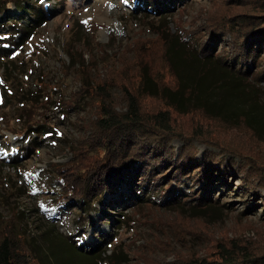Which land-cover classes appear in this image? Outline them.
<instances>
[{
  "label": "rangeland",
  "instance_id": "1",
  "mask_svg": "<svg viewBox=\"0 0 264 264\" xmlns=\"http://www.w3.org/2000/svg\"><path fill=\"white\" fill-rule=\"evenodd\" d=\"M255 18L264 23L263 0H0V224L39 241L38 249L50 247L61 263L169 264L214 260L217 243L264 248V186L248 189L244 161L200 142L192 147L196 184L163 180L143 194L139 172L84 207L60 204L54 187L56 169L70 163L97 118V102L79 94L81 80L95 83L106 65L116 68L110 92L118 111L126 107L123 84L136 87L143 78L154 92L156 77L175 88L180 71L188 85L212 94L213 109L236 111L238 123L255 119L264 130V44L253 42L255 57L244 59L230 35L207 41L209 24L227 19L235 31H247ZM156 99L146 108H158ZM179 121L209 123L208 132L228 148L255 156L264 177V140L245 126L201 113ZM172 146L177 151L183 143ZM205 156L212 166L201 164ZM204 175L209 181L197 183ZM171 186L183 192L175 202Z\"/></svg>",
  "mask_w": 264,
  "mask_h": 264
},
{
  "label": "trees",
  "instance_id": "2",
  "mask_svg": "<svg viewBox=\"0 0 264 264\" xmlns=\"http://www.w3.org/2000/svg\"><path fill=\"white\" fill-rule=\"evenodd\" d=\"M230 1L237 4L245 0ZM226 20L225 24L221 26L208 25V43L216 42L225 34L230 35L234 40H238L239 44L234 48L244 59L255 57L250 48L253 42L264 44L263 20H256V18L252 20L250 23L253 26L247 31L243 30L244 25L242 29L235 31ZM161 38L164 40L163 37ZM166 40L167 38H165ZM209 44L201 43V51L212 55L214 48L208 47ZM169 55L168 51L164 56L168 57L167 61L171 69L175 63L170 60ZM69 56L71 59L73 58L71 54ZM105 68V74L103 77H99L95 83L90 84L85 79L81 80L79 94H85L92 101L97 102L96 111L98 114L91 125L89 137L83 139L73 150V158L70 163L63 168L56 169L57 177L54 179V187L59 192L60 204L76 202L84 207L101 202L103 195L111 187L139 172L144 173L139 179L143 194L158 188L163 180L179 183L182 178H185L193 180L196 184L194 176L199 173H194V170L199 165V161L195 159L196 153L192 148L195 142L219 149L222 153L234 155L242 162L244 161L248 168L245 169L242 166L241 170L245 173L248 189L256 186L263 188L264 177L261 176L262 171L255 156L246 155L239 149L228 148L222 139L208 132L210 130L209 123L179 121V117L201 113L206 118L219 120L225 125L245 126L253 132L257 139L264 140V130L255 126V119L246 118L244 119L246 123H238L240 115H236L234 113L236 111L213 109L212 94L208 96L196 85H188L180 71L175 72L177 78L175 88L165 85L156 77L152 78V82L156 84L152 83L155 87L154 92L148 90V82L143 78L140 85L136 87L128 84L129 81L123 84L122 91L126 107L122 112L118 111L116 110L117 100L110 92L114 86L110 74L114 73L116 68L113 65H106ZM81 69L78 67V75L82 74ZM149 82L151 83V79ZM150 98H157L156 100L160 102L158 108L151 110L146 108L144 102ZM69 105L74 106L73 104ZM235 116H239L238 119ZM176 139L183 143L181 149L177 151L172 146V142ZM206 157L201 164L207 167L212 166L213 160ZM169 167H172L171 171H168ZM250 171L251 174H249ZM205 173H207V169ZM203 178L209 181V178L204 175L200 176L197 183H201ZM170 193L172 194L171 201L175 202L177 199L174 198L183 192L171 186ZM194 193L195 191L191 190L189 194H184V197H190V194ZM200 198L202 203L207 200L204 193L200 194ZM43 241L47 242L48 240ZM217 244L218 256L214 260L193 257L189 261L184 257H179L175 262L169 264H264V248H258L250 243L230 246L222 243ZM38 245L39 241L34 243L33 238L19 233L11 223L0 224V264H57L58 261V264L73 263L71 257L67 262L61 263L50 247L48 251L46 248L43 251L42 246L38 249ZM73 250L77 252L82 249L76 247ZM97 250L98 247L94 248L90 254L93 255ZM88 255L86 254L85 257L89 258ZM123 263L120 262V264Z\"/></svg>",
  "mask_w": 264,
  "mask_h": 264
}]
</instances>
